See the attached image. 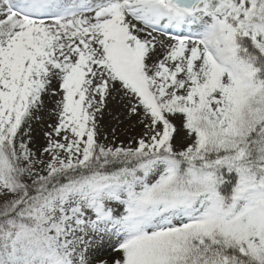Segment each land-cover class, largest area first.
Masks as SVG:
<instances>
[{
	"label": "snow or ice",
	"instance_id": "1",
	"mask_svg": "<svg viewBox=\"0 0 264 264\" xmlns=\"http://www.w3.org/2000/svg\"><path fill=\"white\" fill-rule=\"evenodd\" d=\"M0 264H264V0H0Z\"/></svg>",
	"mask_w": 264,
	"mask_h": 264
},
{
	"label": "rangeland",
	"instance_id": "2",
	"mask_svg": "<svg viewBox=\"0 0 264 264\" xmlns=\"http://www.w3.org/2000/svg\"><path fill=\"white\" fill-rule=\"evenodd\" d=\"M45 111L43 113L44 116V122L43 123H37L33 122V142L31 144V147L33 150H39L42 149L45 144L46 140L44 137V131L46 130V123H52L54 121V116L50 117V113L52 112V109L54 107V104L49 97H45ZM111 111V107L106 110L105 115L103 119L101 120V132L102 135L100 137L101 142H105V135L107 136V141L119 144L121 142L127 144V142L130 140L133 136H139L143 132L142 125H139L135 120L129 121L127 118L121 116L120 123L118 124L116 120L112 118L111 115H109V112ZM113 129H115V135H113ZM183 136V132H181L177 138L176 142L180 143L181 138ZM115 253L112 251V249L105 245L103 248H101L97 252V257L101 260H107L111 261Z\"/></svg>",
	"mask_w": 264,
	"mask_h": 264
}]
</instances>
